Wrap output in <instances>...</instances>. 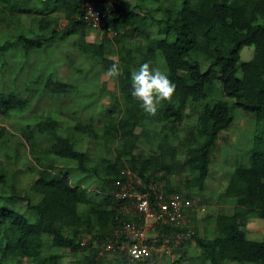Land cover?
<instances>
[{"label": "trees", "instance_id": "16d2710c", "mask_svg": "<svg viewBox=\"0 0 264 264\" xmlns=\"http://www.w3.org/2000/svg\"><path fill=\"white\" fill-rule=\"evenodd\" d=\"M87 3L101 16L96 40L87 39L93 27L85 18ZM2 7L9 10L4 17ZM21 14L30 20L27 27L19 25ZM0 23L13 25L0 38V67L14 75L10 88H0V113L26 111L33 94L52 103L42 111L32 108L34 117L20 134L0 125V143L20 139L14 155L0 153V264H71L64 262L67 255L73 264H264V234L261 240L246 235L250 218L264 219V0H0ZM63 39L64 60L38 65L36 79L18 90L22 68L8 67L10 60L20 55L32 66L35 54L48 45L45 52L54 54ZM248 45L254 54L241 60ZM159 60L176 90L150 116L131 95L130 77L142 63L156 67ZM114 62L122 69L119 77L107 75ZM62 64L70 70H53ZM91 71L97 75L86 80L83 73ZM104 74L114 96L98 112L96 98L83 99L81 80L93 83ZM59 100L73 105L70 114L58 102L54 106ZM190 107L198 110L197 120L181 137L178 127ZM235 108L252 116L254 146L248 163L226 172V184L211 196L218 211L200 224L198 208L210 204L198 196L205 193L211 151L233 123ZM63 114L71 120L66 125ZM90 142L98 155L90 153ZM21 145L32 155L27 171L33 176L24 188L9 164ZM91 174L98 179L93 190ZM150 185L183 198L185 221L157 225L159 233L182 234L171 248L174 256L151 250L132 257L122 247L121 227L136 218L123 207L130 198L119 192Z\"/></svg>", "mask_w": 264, "mask_h": 264}, {"label": "rangeland", "instance_id": "374dc122", "mask_svg": "<svg viewBox=\"0 0 264 264\" xmlns=\"http://www.w3.org/2000/svg\"><path fill=\"white\" fill-rule=\"evenodd\" d=\"M122 1V0H121ZM9 12L8 9H5L2 7L1 9V15L4 17L6 14ZM19 25L23 27H27L30 23V20L27 18L26 15H19ZM13 25H5L4 23H0V38L8 36L12 32ZM98 28L92 27L90 28L88 32L87 39L88 40H96L98 38ZM100 35V33H99ZM102 36V35H100ZM100 38V37H99ZM61 44L59 46H56L53 51L54 54H52V51H47L46 50L51 49L52 47L48 45L46 48H44L41 53L35 54L32 58L33 62L31 63L32 66L28 65V62L26 59L24 60L23 57L20 55L15 57L14 61L10 60V63L8 64V67L10 68H17L21 67L22 68V77H20V83L18 84L17 88L18 90L20 88H23L24 85L30 84L31 81L29 80L30 77L31 79H36V77L39 75V68L37 67L38 65L40 66H45L46 63H53L51 60L52 59H58L60 62L64 60V57H62L65 52H66V46H63L62 44L66 41L65 39L59 41ZM70 47V46H69ZM254 54V47L253 46H244L241 51H240V57L241 60H249L252 58ZM29 59V58H28ZM77 62L76 64H79L80 61L82 60L81 57H77ZM31 60V56H30ZM55 61V60H54ZM55 63H57L55 61ZM39 66V67H40ZM158 66L160 68L164 67V63L159 60ZM6 66H1L0 67V88H10L11 83L14 82L13 74L10 73L9 69ZM46 68V66H45ZM45 68H42L45 70ZM59 68V69H58ZM70 66L67 65H60V67H53V70L55 72H59L60 74L66 73L70 70ZM62 73V74H63ZM72 73V72H71ZM78 75V74H77ZM76 74L74 75L75 77L77 76ZM97 74L93 71L85 74L83 73V77L87 80V77H92L96 76ZM106 78L107 85H102V80ZM102 78L98 79L95 78L93 83H85L84 79L81 80V86L83 88V93L84 97L83 99H88V98H96V110L98 112L102 111V109L105 107L106 100H109V98H112L114 96V93L112 91V80L109 79V77L104 74L102 75ZM79 79V76L77 77V81ZM29 92L24 91V94ZM34 95V94H33ZM29 96L31 103L29 109L26 111H22L20 113H12L10 116H4L0 113V125H5V127L9 130H12V132L20 134L21 131H19V128L21 127L22 124L31 122L32 118L34 117V111H32V108H37L39 111H42L44 109H49L52 105L50 99L47 95H43L41 99L38 101L37 97L34 96ZM63 107L65 111H67L70 114V110L73 108V105L67 104L63 101H56L54 103L55 105H58ZM69 107V109H67ZM82 107V106H81ZM82 114L81 111L78 112V114ZM68 114H63L60 116L61 121H64V125L68 124L71 122ZM197 115H198V110L194 107H190L186 109L184 118L182 122L180 123L178 127L177 134L180 135L181 137H185L190 129H193L197 120ZM255 128V122L252 119V116L248 113H245L241 111L238 108H235L234 112V119L233 123L227 130H223L220 133L219 140L217 144L212 148L211 151V157H212V163L210 165V174L208 178L206 179V184H205V193L204 196H198L199 199H207L210 204L207 205H202L201 207L198 208V221L200 224L204 223V219L208 215L214 216L216 212L218 211V208L216 206L217 199L216 198H211L213 194L216 193L217 188L223 187L226 184V172L231 171L233 166L237 162L241 163H248L247 160V155L249 151L253 148V135L256 132ZM19 138L10 137L7 141L4 143H0V153L1 156L4 158L8 157L9 155L12 156L14 155L15 151V146H16V141ZM20 140V139H19ZM18 142V141H17ZM89 144V145H88ZM87 146L89 147V151L92 155H98L100 153V150H96L93 146V144L90 142L88 143ZM143 149L147 150V147L149 145L147 143H144L141 145ZM86 147V145H84ZM20 152L19 158L16 161H12L10 164V167H13L18 175H17V182H19L22 186L24 183L27 181L31 180V177L33 176L31 173L27 171V166L30 164V160L32 158V155L30 154L29 150L26 149L24 146H20ZM7 159V158H6ZM13 159V158H10ZM83 174L80 173L76 176H82ZM26 176V177H25ZM90 177V185L89 188L91 190L96 189V184H94V180H98L96 176L93 174L89 175ZM89 179V178H88ZM89 180H87L86 184L88 183ZM23 183V184H22ZM162 182L159 183L161 185ZM24 188V186H23ZM22 188V189H23ZM21 189V188H20ZM21 189V190H22ZM183 199L182 197H180ZM23 207L24 205L21 203L20 205ZM189 206V205H188ZM186 205V208L188 207ZM227 208V207H226ZM264 234V219H259V218H250L248 221V224L246 226V235L249 239L252 240H261L263 238ZM28 259L25 260V262H19L17 264H32L30 261H27ZM74 256L72 255H67L64 257V262L65 263H74ZM195 264H200L197 262H194ZM194 263H182V264H194ZM224 264H243L238 261H235L233 259H227ZM249 264V263H248Z\"/></svg>", "mask_w": 264, "mask_h": 264}, {"label": "built area", "instance_id": "2783aa9c", "mask_svg": "<svg viewBox=\"0 0 264 264\" xmlns=\"http://www.w3.org/2000/svg\"><path fill=\"white\" fill-rule=\"evenodd\" d=\"M99 11L93 5L87 3L85 18L93 27H97L100 21ZM130 188L123 186L119 192L121 198H130L123 207L126 211H132L136 220L125 222L121 227L124 239L122 247L132 257H138L142 253L149 255L151 250L160 254L168 253L172 256L171 248L176 246L182 234L173 232L159 233L157 225L159 224H181L185 221L181 198L177 195H164L156 185H150L149 189L138 191H129ZM150 190L152 192H150ZM117 235L119 230H115ZM121 235V236H122ZM159 237L162 241L158 243ZM150 242L147 244V242ZM171 242H174L171 245ZM112 241L107 244L106 248H111Z\"/></svg>", "mask_w": 264, "mask_h": 264}, {"label": "clouds", "instance_id": "9594fccd", "mask_svg": "<svg viewBox=\"0 0 264 264\" xmlns=\"http://www.w3.org/2000/svg\"><path fill=\"white\" fill-rule=\"evenodd\" d=\"M109 77H119L122 69L118 63H113L107 70ZM131 95L141 101L144 112L155 116L162 101H171L176 90V84L159 66H152V62L142 63L131 73Z\"/></svg>", "mask_w": 264, "mask_h": 264}, {"label": "crops", "instance_id": "0c3cea01", "mask_svg": "<svg viewBox=\"0 0 264 264\" xmlns=\"http://www.w3.org/2000/svg\"><path fill=\"white\" fill-rule=\"evenodd\" d=\"M162 256V255H161ZM172 256H174V253H172ZM160 260H162L161 258H160Z\"/></svg>", "mask_w": 264, "mask_h": 264}]
</instances>
